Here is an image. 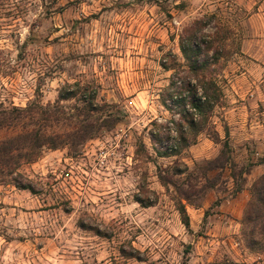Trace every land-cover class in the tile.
<instances>
[{
  "label": "rangeland",
  "instance_id": "obj_1",
  "mask_svg": "<svg viewBox=\"0 0 264 264\" xmlns=\"http://www.w3.org/2000/svg\"><path fill=\"white\" fill-rule=\"evenodd\" d=\"M181 37L221 90L210 117L220 140L202 132L164 157L180 121L164 88L193 75ZM73 83L119 120L75 151L21 163L32 191L0 181V264H264L263 241L250 247L242 231L264 174V0H0V140L70 132L81 101L59 90ZM225 139L228 161L207 165ZM176 164L188 170L174 175ZM159 173L194 185L182 199L191 231Z\"/></svg>",
  "mask_w": 264,
  "mask_h": 264
},
{
  "label": "trees",
  "instance_id": "obj_2",
  "mask_svg": "<svg viewBox=\"0 0 264 264\" xmlns=\"http://www.w3.org/2000/svg\"><path fill=\"white\" fill-rule=\"evenodd\" d=\"M190 41V40H189ZM179 47L183 57L188 63V70L192 72L190 75L179 80L171 79L164 88L162 96L163 105L167 106V101L176 104V111L180 117V121L173 122L175 125L176 138L169 136V127L165 129L167 138L174 139L171 145L165 147L164 150H157L159 156H172L180 153L182 149L195 143L197 136L206 132L213 141L218 142L219 136L215 129L211 127L210 117L216 105L221 98V90L214 79H206L199 76V71L206 67L207 59H198L199 47L198 43H189L186 38L179 41ZM194 80V83H191ZM184 93V94H183ZM79 97L81 106H72L76 112L73 117L75 121L72 123L71 131L67 133H46L41 128L24 129L16 134L0 140V181L5 178L14 184L17 188L29 189L32 191L25 177L17 170L21 163H27L35 160L43 148L57 149L59 147H68L75 151L81 147L88 139L96 137L102 129L111 128L118 122V117L108 113V116L101 115L104 111L101 104L96 99V91L92 94H86V90L81 88L79 83L67 84L59 90V99H70ZM23 111V110H21ZM97 114V115H93ZM81 115V119L78 117ZM212 128V130H211ZM227 138L228 133L225 129ZM153 140L160 142L161 139L155 135H151ZM143 146V143H141ZM223 148L216 158L207 161V165L215 164V167H223L228 158L225 157L228 150L227 139L223 141ZM261 162H264V157ZM210 168H213L210 167ZM187 166L181 168L179 165L172 167V174L180 175L187 171ZM190 176V175H189ZM159 180L163 185L171 183L174 188L178 189L181 197L176 199V208L180 215L181 222L187 231H191L189 217L182 202L184 199L190 202L191 193L189 190L194 188L192 183L185 186L177 185L174 181L167 179L162 174H158ZM4 180V179H3ZM142 206H148L151 203L145 202L143 199L137 198ZM154 202V201H151ZM205 212V216H206ZM243 234L246 236L249 246H253L262 240L264 243V174L259 176L252 184V192L250 200L247 204L244 217L242 220Z\"/></svg>",
  "mask_w": 264,
  "mask_h": 264
}]
</instances>
